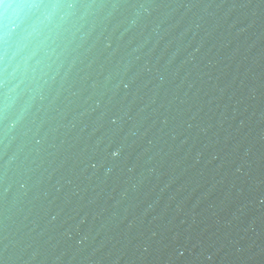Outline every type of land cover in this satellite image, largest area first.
<instances>
[{
	"label": "water",
	"instance_id": "1",
	"mask_svg": "<svg viewBox=\"0 0 264 264\" xmlns=\"http://www.w3.org/2000/svg\"><path fill=\"white\" fill-rule=\"evenodd\" d=\"M152 2L174 26L138 53L125 37L96 88L82 82L76 126L50 140L27 197L0 182V249L30 242L39 264H264V0Z\"/></svg>",
	"mask_w": 264,
	"mask_h": 264
},
{
	"label": "clouds",
	"instance_id": "2",
	"mask_svg": "<svg viewBox=\"0 0 264 264\" xmlns=\"http://www.w3.org/2000/svg\"><path fill=\"white\" fill-rule=\"evenodd\" d=\"M162 7L152 0H0V182L5 194L15 186L14 198L28 196L32 177L54 147L50 140L76 126L78 117L68 119L70 97L79 96L82 82L93 76L90 86L96 88L125 37L127 44L138 39L131 48L138 53L174 26L173 12ZM108 79L104 76L105 83ZM38 256L32 243L14 241L0 249V264H39Z\"/></svg>",
	"mask_w": 264,
	"mask_h": 264
}]
</instances>
